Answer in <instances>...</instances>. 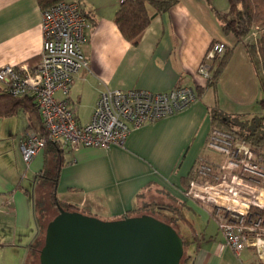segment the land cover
Returning <instances> with one entry per match:
<instances>
[{"label": "crops", "instance_id": "0c3cea01", "mask_svg": "<svg viewBox=\"0 0 264 264\" xmlns=\"http://www.w3.org/2000/svg\"><path fill=\"white\" fill-rule=\"evenodd\" d=\"M66 1L77 2L88 21L82 50L89 66L74 74L67 95L58 91L55 97L68 98L80 123L89 121L106 89L156 92L188 85L197 98L131 129L122 145L69 150L58 144L61 150L46 143L26 162L20 140L42 126L36 102L31 97L14 99L0 89V264H26L32 245L41 240L49 219L38 188H48L50 198L54 187L60 201L102 219L132 215L146 203L184 202L208 220L209 213L188 198L185 189L200 158L222 160L206 146L213 125L210 109L218 107L244 119L250 117L247 109L256 111L261 98L264 71L251 48L255 39L237 42L233 33L224 34L212 0H178L156 15L135 43L121 35L113 20L120 0ZM41 20L37 0H0V67L38 63ZM216 41L230 48L231 55L215 83L209 84L197 67ZM194 231L197 237L192 233L181 264H260L251 248L238 257L223 235Z\"/></svg>", "mask_w": 264, "mask_h": 264}, {"label": "built area", "instance_id": "2783aa9c", "mask_svg": "<svg viewBox=\"0 0 264 264\" xmlns=\"http://www.w3.org/2000/svg\"><path fill=\"white\" fill-rule=\"evenodd\" d=\"M41 15L38 63L0 67V89L12 97H33L40 114L43 133L28 131L20 140L19 149L26 162L48 141L70 150L122 145L131 129L183 109L197 98L188 85L156 92L106 89L99 94L89 121L80 123L68 98H56L55 93L67 95L74 74L89 66L82 50L88 21L75 1L60 0L42 9ZM254 28L250 34L255 39ZM223 50V42L212 43L198 64V73L207 81L211 77L209 61ZM206 146L223 159L200 158L185 194L215 220L224 243L236 256L251 248L264 264V148L217 127L211 129Z\"/></svg>", "mask_w": 264, "mask_h": 264}, {"label": "water", "instance_id": "95a60500", "mask_svg": "<svg viewBox=\"0 0 264 264\" xmlns=\"http://www.w3.org/2000/svg\"><path fill=\"white\" fill-rule=\"evenodd\" d=\"M47 222L39 264H180L183 239L148 213L102 219L56 202Z\"/></svg>", "mask_w": 264, "mask_h": 264}, {"label": "trees", "instance_id": "16d2710c", "mask_svg": "<svg viewBox=\"0 0 264 264\" xmlns=\"http://www.w3.org/2000/svg\"><path fill=\"white\" fill-rule=\"evenodd\" d=\"M41 10L51 6L52 4L60 0H37ZM178 0H120L119 6L114 13L113 20L117 25L121 35L128 41L135 43L142 33V31L148 26L151 20L158 14L167 11ZM228 17H223L216 11L218 18L221 21V30L224 34L229 32L233 33L236 41L239 42L250 35L254 27L262 26V30L256 35L254 42L251 44V48L259 56V62L262 71H264V0H228ZM231 55V49L226 48L224 44V50L219 55L212 59L211 77L208 80L209 84H214L218 75L225 68L228 59ZM9 95V94H8ZM10 96V95H9ZM12 97V96H11ZM31 97V96H24ZM17 99V97H13ZM33 99V97H31ZM258 104L261 111L257 115H252L242 119L239 114H229L218 107L210 109V115L213 122L212 128L217 127L226 131L235 133L238 137L245 139L253 146L264 148V97L258 99ZM42 125V123H41ZM35 131V130H34ZM40 134L43 133V126L39 130ZM47 143H53L55 147H58L59 143L48 141ZM58 145V146H57ZM60 148V147H58ZM57 148V149H58ZM62 150V148H60ZM58 149V150H60ZM70 150V149H69ZM196 175L192 173L187 181V187L189 181ZM51 202L56 206V202L68 210H78L83 213L85 208L77 207L76 205L68 204L60 201L56 194L55 188L51 191ZM184 204V202H183ZM165 209L175 214L170 217V220H179L186 223L190 221L182 214L181 207L175 204L165 203H146L134 209L131 214H138L147 210L153 209ZM86 211V210H85ZM191 224V223H190ZM192 227V233L195 234ZM197 237V235H194ZM182 237V236H181ZM183 239V246L186 241ZM43 240H38L36 244L32 245V252H37L39 247L42 246ZM41 248V247H40ZM185 252V247H184ZM184 256V253H183ZM181 258V261L183 259ZM180 261V264H181Z\"/></svg>", "mask_w": 264, "mask_h": 264}, {"label": "rangeland", "instance_id": "374dc122", "mask_svg": "<svg viewBox=\"0 0 264 264\" xmlns=\"http://www.w3.org/2000/svg\"><path fill=\"white\" fill-rule=\"evenodd\" d=\"M212 1L217 6L220 14L224 18L229 16V15L227 16L228 6H229L228 0H212ZM261 30H262V26H260L259 28H254L255 34H258L259 31H261ZM250 36L252 38H254L253 34L248 35L247 38L250 39ZM261 75H262L261 78H264V73H261ZM260 97H264V82H262V81H261ZM260 111H261V108L258 105V108L256 109V111L255 110L251 111L250 109H247L246 112H247L248 116H251V115L258 114ZM220 159H223L222 155H220ZM42 189L38 188V191H40L39 199H40L41 204H44L45 211L47 213V215L45 214V218L50 220L58 212V210H57V207L55 205L53 206V204H50L48 188H45V189L42 188ZM179 206L181 207L182 214L188 218V220L190 221L191 224L183 222V221H179V220H173L172 221V220H170L171 219L170 217L175 216V214H173L169 211H166V210L160 211V209H157V208L153 209V210H147L144 212H140L138 214L148 213V214H151V215L155 216L156 218L170 224L178 232V234L180 236H182L184 238V240L186 241V244L184 246L185 249L187 247V244H190L191 240L193 239L191 226H194V228L196 229L197 232H204V233L207 232V234L209 232H213V233L217 232V233L222 235L221 231L217 227V224L215 223V220L211 217L208 220H206L205 216H201L199 214L196 206L189 205V206H191V208H189V207H187V205L185 203L182 205L180 203ZM84 212L86 214H88L87 211L84 210ZM42 231H43V234L41 232V235L39 237L40 239L44 238L45 229H43ZM40 247H39V249H40ZM39 249L37 252L33 251L30 253L26 264H39ZM184 256H185V254H184ZM184 256H183V258H184Z\"/></svg>", "mask_w": 264, "mask_h": 264}]
</instances>
